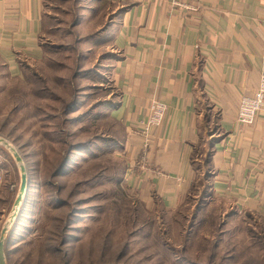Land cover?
<instances>
[{"label": "rangeland", "instance_id": "1", "mask_svg": "<svg viewBox=\"0 0 264 264\" xmlns=\"http://www.w3.org/2000/svg\"><path fill=\"white\" fill-rule=\"evenodd\" d=\"M118 4L44 0L41 55L22 56L15 69L0 54L6 263L264 264V208L236 211L209 201L200 172L190 194L166 210L121 174L124 128L112 114L121 100L112 80L119 52L108 32ZM9 142L28 172L24 201L14 209L21 173Z\"/></svg>", "mask_w": 264, "mask_h": 264}, {"label": "crops", "instance_id": "2", "mask_svg": "<svg viewBox=\"0 0 264 264\" xmlns=\"http://www.w3.org/2000/svg\"><path fill=\"white\" fill-rule=\"evenodd\" d=\"M102 1L119 3L107 31L119 52L112 114L124 128L129 186L174 210L207 171L213 199L263 209L264 113L251 125L238 124L237 113L264 70V0ZM43 32L44 0H0V54L11 67L41 55ZM155 99L168 110L144 150L141 125Z\"/></svg>", "mask_w": 264, "mask_h": 264}, {"label": "built area", "instance_id": "3", "mask_svg": "<svg viewBox=\"0 0 264 264\" xmlns=\"http://www.w3.org/2000/svg\"><path fill=\"white\" fill-rule=\"evenodd\" d=\"M168 106L160 100H153L147 119L142 122V148L148 150L152 143V131L160 126L166 116ZM264 113V70L261 73L258 87L250 94L243 95L237 113V122L240 125H251L259 113Z\"/></svg>", "mask_w": 264, "mask_h": 264}, {"label": "water", "instance_id": "4", "mask_svg": "<svg viewBox=\"0 0 264 264\" xmlns=\"http://www.w3.org/2000/svg\"><path fill=\"white\" fill-rule=\"evenodd\" d=\"M3 142H8L5 138H0V143ZM4 144V143H3ZM9 145L5 144L13 153L16 162L19 165L20 168V173H21V183H20V187L18 190V194L16 196L15 202H14V208H19L25 198V195L27 193L28 190V172H27V168L24 164V160L22 158V156L19 154V152L16 150V148L14 146H12V144L9 142ZM13 211V210H12ZM19 210H17V212L15 214H13V222L15 221ZM12 213V212H11ZM10 213V215H11ZM10 227L8 226H4L2 231H1V235H0V264H7L6 263V256H5V243H6V238L8 235Z\"/></svg>", "mask_w": 264, "mask_h": 264}, {"label": "trees", "instance_id": "5", "mask_svg": "<svg viewBox=\"0 0 264 264\" xmlns=\"http://www.w3.org/2000/svg\"><path fill=\"white\" fill-rule=\"evenodd\" d=\"M104 33V32H103ZM123 141H124V137H123V139H122V142L120 143L121 144V149H122V147H123ZM204 151H205V153L207 154V156L204 158V163H208V160H209V158H210V156H211V153H208V148L207 147H205L204 149H203ZM207 151V152H206ZM203 152V151H202ZM71 154V152L69 151L68 152V155H70ZM194 158H195V153H194ZM68 157L66 156L65 157V159L62 161L63 162V164L61 165V163H60V165H61V169H63L64 167H65V165L67 164V162H68ZM60 165H59V169H60ZM200 165V164H199ZM125 169V168H124ZM207 171H205V173H204V179H205V184H206V189H208V195H207V197H209V196H212V193H211V191H210V189H209V186H208V184H207V181H208V176H209V174H207L206 173ZM124 173V170L122 171V173L121 174H123ZM195 185V184H194ZM194 185L192 186V188H191V190L193 189V187H194ZM207 191V190H206ZM205 191V192H206ZM205 194V193H204ZM210 199H212V197L211 198H209V201H210ZM214 199H217V198H214ZM217 201H219V199L217 200ZM223 203V202H222ZM156 204H158V205H160V206H162V208H164V209H166L165 208V206L160 202V200H157V202H156ZM166 210H168V209H166ZM237 211V210H236ZM197 213L195 214V216H194V218H197ZM65 242H67V237H65L64 239H63V241H62V244H64ZM6 243H7V241H6ZM6 249V248H5Z\"/></svg>", "mask_w": 264, "mask_h": 264}, {"label": "bare ground", "instance_id": "6", "mask_svg": "<svg viewBox=\"0 0 264 264\" xmlns=\"http://www.w3.org/2000/svg\"><path fill=\"white\" fill-rule=\"evenodd\" d=\"M19 210V209H18Z\"/></svg>", "mask_w": 264, "mask_h": 264}]
</instances>
